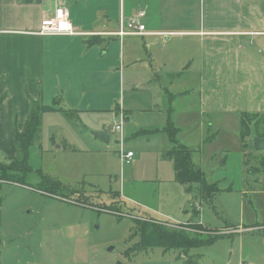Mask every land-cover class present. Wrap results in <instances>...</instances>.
<instances>
[{"label": "rangeland", "instance_id": "obj_1", "mask_svg": "<svg viewBox=\"0 0 264 264\" xmlns=\"http://www.w3.org/2000/svg\"><path fill=\"white\" fill-rule=\"evenodd\" d=\"M166 16L169 21L171 15ZM165 37H156L154 45L147 42L144 50L140 40H126L125 65L116 57L119 41L108 40L106 58L94 45L82 59V69L73 75L69 87L73 89H49L45 94L43 103L58 112L42 116L38 139L29 150V165L83 196L67 191L59 193L64 198L60 199L39 193L35 191L39 182L32 177L23 180L26 186L1 183L7 264L18 260L21 264H181L177 250L134 248L136 223L151 224L148 217L164 223H199L215 230L219 237L210 245L188 251V256L198 257V264H241L243 260L264 264V185L254 180L249 184L258 189L250 192L247 183L262 177L254 171L264 159V149L251 146L254 139H264V127L257 135L251 122L250 131L240 134V139L238 122L237 132L225 130L210 143H201L203 135L196 128L189 130L199 118L196 61L184 65L175 39L164 42ZM58 98H65L73 110L70 116L63 115L70 112L65 102L55 103ZM121 118L118 132L115 127ZM168 121L178 128L177 143L192 151L191 163L204 180L210 184L225 175L231 181L229 191L199 198L195 185L185 188L174 181L173 163L161 154L168 141L159 131ZM227 124L232 129L234 122ZM100 131L108 134V143L93 136ZM242 139L244 166L243 155L235 150ZM127 153L133 157L124 165ZM8 160L0 152V163L9 164ZM251 172L254 175H248ZM224 186L221 181L219 189ZM241 188L246 196L236 193ZM84 200L86 205L80 204ZM193 206L200 213L194 214ZM240 228L244 231L238 232Z\"/></svg>", "mask_w": 264, "mask_h": 264}, {"label": "crops", "instance_id": "obj_2", "mask_svg": "<svg viewBox=\"0 0 264 264\" xmlns=\"http://www.w3.org/2000/svg\"><path fill=\"white\" fill-rule=\"evenodd\" d=\"M59 7L65 9L75 35H38L41 21ZM138 13L144 14L141 21L145 34L118 36L120 22ZM167 14L171 15L169 21L165 19ZM162 36H166L164 42L175 39L183 52L184 65L196 61L199 118L189 130L196 128L203 135L201 143H210L214 135L225 130L237 132L235 126L243 113L264 116V0H0V152L9 160L17 155L15 134L22 131L34 105L52 109L47 113L58 112L55 106L43 103L45 94L49 89H73L69 88L74 84L73 75L82 69V59L93 51L92 46L100 47L106 58L108 40L119 41L116 57L125 65L122 47L126 40H140L144 50L147 42L154 45L156 37ZM147 59L151 61V56ZM60 101L65 102V98L55 103ZM64 107L68 114L73 113L66 102ZM230 121L234 122L232 129L227 124ZM162 129L159 133L164 136ZM174 129L177 136L178 128ZM167 141V148L161 149L162 156L171 150L168 137ZM239 143L235 150L243 155L244 166L246 153L242 152L240 140ZM244 169L249 170L246 166ZM254 172L262 177L247 183L256 180V184L264 185V159ZM174 181L177 183L175 177ZM221 181H225L223 189H219ZM230 182L227 176L220 175L210 184L218 188L219 194L231 189ZM253 185L248 187L250 192L258 189ZM243 190L235 191L246 196ZM196 194L204 197L198 188ZM193 208L194 214L200 213ZM2 220L0 205V264H7ZM237 231L243 232L244 228Z\"/></svg>", "mask_w": 264, "mask_h": 264}, {"label": "trees", "instance_id": "obj_3", "mask_svg": "<svg viewBox=\"0 0 264 264\" xmlns=\"http://www.w3.org/2000/svg\"><path fill=\"white\" fill-rule=\"evenodd\" d=\"M50 111H52V109L43 107L42 105H34L31 109L22 131L16 132L15 134L17 155L10 159L11 161L9 164L0 163V185L1 183H18L19 185L26 186L23 180L28 177H32L33 180L39 182L37 184L40 188H35V191L37 192L40 191L48 196L64 199L59 193L70 191L67 186L63 185L58 180L48 177L43 174L40 169H33L29 165V150L38 139L42 115ZM65 115L70 116L68 113ZM251 117L258 120L249 121L248 118ZM257 121H261L260 124H257ZM251 122L254 124L252 127L254 132L257 135H260L259 131L262 127H264V116L261 115L256 117V115H249L248 113L240 115L239 123L241 135L250 131L248 128ZM162 130L166 133V136L171 144V150L168 151L167 158H169L173 163L174 177L177 183L188 188L195 185L198 188L199 194H203L204 198H211L219 191L218 188L214 184H208L204 180L200 170L191 163L189 156L192 151H189L186 147L180 146L177 143L175 136L176 130L174 129L172 123L168 121ZM240 141L243 144L242 148H245L243 139ZM43 187L47 190H43ZM70 192H72V194L76 192L80 195V197L83 196L82 192L79 191L73 192L71 190ZM80 204L86 205V201L84 200L83 202H80ZM147 219L152 221V223H136L138 243L134 248L154 246L168 251L177 250L178 257H183L182 264H198V257L188 256V251L190 249L208 246L217 237H219V234H215V230L208 229L202 225H195L192 223L174 225L157 222L151 219V217H148ZM188 230L197 231L199 232V235L191 234Z\"/></svg>", "mask_w": 264, "mask_h": 264}, {"label": "built area", "instance_id": "obj_4", "mask_svg": "<svg viewBox=\"0 0 264 264\" xmlns=\"http://www.w3.org/2000/svg\"><path fill=\"white\" fill-rule=\"evenodd\" d=\"M144 17L143 13H138L134 18L127 20L126 22L121 21L119 24V30L117 35L120 37L127 35H144L145 25L142 23L141 19ZM38 35L40 36H50V35H75L74 30L68 20L66 11L64 8L59 7L55 9L53 15L50 18H45L41 21ZM123 118L119 125L115 127V130L120 132L122 126ZM132 153H127L125 160H123L124 165L129 164V159L132 158ZM241 264H247L244 261Z\"/></svg>", "mask_w": 264, "mask_h": 264}, {"label": "water", "instance_id": "obj_5", "mask_svg": "<svg viewBox=\"0 0 264 264\" xmlns=\"http://www.w3.org/2000/svg\"><path fill=\"white\" fill-rule=\"evenodd\" d=\"M93 136L103 143H108V141H109V136L105 131L94 132ZM253 148L256 151L264 149V139H258V138L254 139ZM111 250L112 249H109V251H111Z\"/></svg>", "mask_w": 264, "mask_h": 264}]
</instances>
